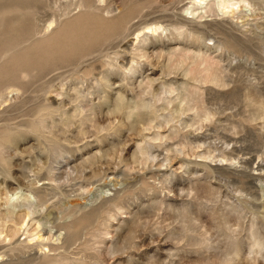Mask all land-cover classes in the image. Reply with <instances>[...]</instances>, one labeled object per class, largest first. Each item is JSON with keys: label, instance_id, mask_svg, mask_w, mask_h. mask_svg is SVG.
Returning a JSON list of instances; mask_svg holds the SVG:
<instances>
[{"label": "rangeland", "instance_id": "obj_1", "mask_svg": "<svg viewBox=\"0 0 264 264\" xmlns=\"http://www.w3.org/2000/svg\"><path fill=\"white\" fill-rule=\"evenodd\" d=\"M194 1L0 0V264H264V0Z\"/></svg>", "mask_w": 264, "mask_h": 264}, {"label": "bare ground", "instance_id": "obj_2", "mask_svg": "<svg viewBox=\"0 0 264 264\" xmlns=\"http://www.w3.org/2000/svg\"><path fill=\"white\" fill-rule=\"evenodd\" d=\"M193 1H194V0H193ZM205 1H207V0H195V1H194V5H195V3L203 4V3H205ZM82 2H83V1H82ZM238 2H239L238 0H237V1H234V0H219V2H218V6H219V7H222V6H223V8H226V9H227V8H228V9L230 8V10H232L231 8H234V6L238 4ZM192 3H193V2H192ZM187 10H190V9H187ZM223 10H224V9H223ZM223 10H222V11H223ZM225 11H228V10H225ZM225 11H224V12H225ZM233 11H234V9H233ZM190 13H193V11H191ZM51 25H52V24H51ZM153 29H154V30H157L156 28H153ZM35 32H36V31H35ZM130 68H131V67H130ZM148 106H149L148 104H145V103H141V102H140V103H137V104L135 105L134 108H135L136 110H138L139 108H145V107H148ZM132 109H133V108H132ZM132 113H133V110H131V109L127 111V114H129V117L132 115ZM38 122H39V121H38ZM35 126H36V125H35ZM36 127H37V126H36ZM40 127H41V126H40ZM38 129H39V128H38ZM145 129H146V128H145ZM145 129H143V130H145ZM41 132H42V131H41ZM0 143H1V142H0ZM50 170H51V167H50L49 171H50ZM28 182H29V181H28ZM36 182H37V181H36ZM38 182H39V180H38ZM29 185L32 187V190H34V189L36 188V187L34 186V185H35V181H34V180H30ZM30 192H31V191H30ZM31 193H32V195H30V197L33 196L34 199L38 200V197H37L38 195H36V193H35L34 191L31 192ZM14 194H18V193H17V192H13V193L11 194L10 197H12ZM33 194H34V195H33ZM33 197H32V198H33ZM19 198H20V197H19ZM26 198H27V197H26ZM11 199H12V198H11ZM30 199H31V198H30ZM26 201H27V200H26ZM34 201H35V200H34ZM34 201L32 202V205H34V204H33ZM35 202H37V201H35ZM44 202H45V201H44ZM17 203H18V202H17ZM30 203H31V201H30ZM30 203H29V204H30ZM17 205L20 206V205H21L20 202H19L18 204H15V203L11 204V209H10V211L14 212V210H15L14 208H15ZM22 205H23V203H22ZM35 205H37V203H36ZM39 205H40V204H39ZM75 205L78 206L79 204H75ZM24 206H25V204H24ZM26 206H27V205H26ZM29 206H31V205H29ZM21 207H23V206H21ZM27 207H28V206H27ZM16 208H17V207H16ZM18 208H19V207H18ZM28 208H29V207H28ZM31 208H32V207H31ZM8 211H9V210H8ZM10 211H9V213H10ZM31 212H32V210H31ZM31 212H29L28 214H26L27 217L30 216V213H31ZM35 212H36V211H35ZM76 212H77V211H76ZM22 214H23V213H22ZM18 215H19V214H18ZM20 216H21V215H20ZM22 217H23V216H22ZM22 217H21V218H22ZM47 221H48V220H46V222H47ZM46 222L44 221L45 224H46ZM61 222H62V221H61ZM38 223H39V222H38ZM40 223H41V222H40ZM42 223H43V221H42ZM44 223H43V225H44ZM50 223H51V221L49 222V224H50ZM64 223H65V222H63V223H60V222H58V223H57V222H54V223L52 224V226H51V225H48V226H50V230H51L52 228L55 229V226H56V227L58 226V227L61 229V228H62V225H63ZM24 225H25V223H24ZM24 225H23V226H24ZM44 226H45V225H44ZM64 226H65V225H64ZM48 228H49V227H48ZM46 229H47V227H45L44 230L46 231ZM54 229H53V230H54ZM60 229H59V230H60ZM42 230H43V228H42ZM61 230H62V229H61ZM56 231H57V230H56ZM11 232H12V231H11ZM27 232H28V231H27ZM57 232H58V231H57ZM57 232H56V233H57ZM60 233H61V232H60ZM65 233H66V232H65ZM33 235H35V234H33ZM42 235H43V234H42ZM51 235H52V232H51ZM53 235H54V234H53ZM56 235H57V234H56ZM64 235H65V234H64ZM4 236H5V235H4ZM58 236H59V234H58ZM53 237H54V236H53ZM64 237H65V236H64ZM4 238H5V237H4ZM9 238H10V237H9ZM37 238H38V239H39V238H40V239H41V238H44V239H45V237H42L41 234H39ZM37 238H35L36 241H37ZM58 238H59V237H58ZM61 239H62V238H61ZM6 240H7V239H6ZM35 240H34V241H35ZM47 240H48V239H47ZM58 240H60V239H58ZM29 241H31V240H29ZM32 241H33V240H32ZM32 241H31V242H32ZM34 241H33V242H34ZM40 241H41V240H40ZM40 241H39V244H40ZM37 242H38V241H37ZM45 242H46V241H45ZM64 242H65V240H64ZM64 242H62L61 245H60V243H59V244H54V243L47 244V243H46L47 245H45V243H44V245L47 246L48 249H51V247H52V249H57V247H58V249H59V247H61V248H62V247H65V243H64ZM34 243H35V242H34ZM31 244H32V243H31ZM17 245H18V244H17ZM37 245H38V244H37ZM40 245H41L40 248H41V249H44V248H42V245H43L42 242H41ZM44 245H43V246H44ZM48 245H49L50 247H49ZM35 246H36V245H35ZM35 246H34V247H35ZM38 246H39V245H38ZM45 246H44V247H45ZM54 246H57V247H54ZM53 247H54V248H53ZM65 248H66V247H65ZM11 249H12V248H11ZM31 249H32V248H31ZM66 249H68V248H66ZM64 250H65V249H64ZM50 251H51V250H50ZM58 252H59V251H58ZM62 252H63V251H62ZM42 253H43V252H42ZM45 253H46V251H45ZM63 253H64V252H63ZM67 254H68V253H67ZM57 255H58V254H57ZM59 255H60V254H59ZM59 255H58V256H59ZM0 256H2V255H0ZM60 256H61V258H58V259H56L55 261L52 260L51 263H52V264H66V262H67L66 259H67L68 257H67V258H66L65 256L63 257V254H61ZM2 257H3V256H2ZM30 258H31V257H30ZM53 261H54V262H53ZM68 261H69V260H68ZM72 261H73V260H70V263H71ZM70 263H69V264H70ZM75 263H76V261H75ZM78 263H79V262H78ZM67 264H68V263H67ZM72 264H73V262H72ZM76 264H77V263H76Z\"/></svg>", "mask_w": 264, "mask_h": 264}]
</instances>
